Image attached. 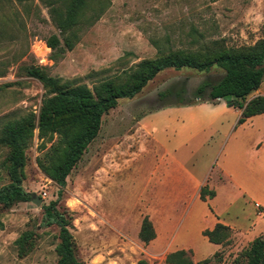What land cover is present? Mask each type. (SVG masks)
Returning a JSON list of instances; mask_svg holds the SVG:
<instances>
[{"label":"rangeland","instance_id":"rangeland-1","mask_svg":"<svg viewBox=\"0 0 264 264\" xmlns=\"http://www.w3.org/2000/svg\"><path fill=\"white\" fill-rule=\"evenodd\" d=\"M105 1L107 7L98 20L76 28L77 40L71 50L63 45L64 36L40 0L31 1L28 15L14 1L1 2L0 19L5 26L0 34V123L29 113L37 115L46 90L27 75L32 66L63 83L92 88L153 58L157 47L163 52L194 51L220 40L225 47L238 49L264 37V0ZM193 29L199 42H190ZM53 35L61 43L56 50L45 43ZM222 76L216 67L207 73L165 70L136 97L119 100L102 117L97 138L67 177L58 204L71 217L70 233L82 264H164L167 250L182 247L193 250L189 256L193 264L206 259L210 260L206 264H245L242 254L253 239L231 232L213 256L215 246L197 227L205 215L214 212L224 222L243 230L260 228L258 237L264 235V146L254 147L255 142L263 143L264 118L238 124L239 114L225 99L218 107L180 104L189 101L202 82L212 84ZM189 111L194 112L193 118L184 113ZM204 121L202 130L188 142H180L181 136L193 135L196 123ZM146 129L156 133L147 136ZM49 146L38 139L35 130L25 151L22 183L32 201L0 209V264L57 261L58 228L42 224V217L43 208L57 200L59 187L37 164ZM6 153L0 148V187L9 183ZM176 170L192 181L187 182L188 189L204 179L210 185L215 182L217 198L202 203L188 193L180 201L167 250L151 252L136 238L145 212L133 204L142 190L149 192L153 187L160 193L158 200H168V180ZM37 199L41 203H33ZM256 203L261 209L255 208ZM260 210L261 218L256 216ZM24 232H31L32 238L18 244Z\"/></svg>","mask_w":264,"mask_h":264},{"label":"trees","instance_id":"trees-1","mask_svg":"<svg viewBox=\"0 0 264 264\" xmlns=\"http://www.w3.org/2000/svg\"><path fill=\"white\" fill-rule=\"evenodd\" d=\"M2 1L0 0V4ZM9 1L22 6L27 15L29 14L32 0ZM40 2L49 8L51 21L64 36L63 45L68 50L73 48L77 40L76 28L98 20L107 7L105 0ZM3 22L0 19V34L5 26ZM194 36L196 37V31L193 29L189 32L190 42H199ZM45 43L51 50H56L61 44L55 35L46 39ZM157 49L153 58L143 59L134 68L123 71L117 77L102 80L92 88L84 84L63 83L46 75L39 67H29L27 75L39 81L46 90L37 115L29 113L0 123V148L7 151L4 168L9 179L8 184L0 187V209H9L17 203L32 201V196L24 191L22 183L26 165L25 151L33 139L34 131L37 130L39 140L50 144L37 164L43 174L59 187L57 200L43 208L42 217V224L58 228L59 243L56 247L55 264H82L76 257L75 243L70 233L71 217L66 216L58 208V204L63 196L67 177L80 162L88 146L97 138L102 117L113 110L119 100L133 99L165 70L179 71L186 68L207 73L216 67L223 71L221 79L212 84L202 82L192 98L180 104H216L218 99H225L228 107L240 111L238 124L264 114V96L247 101L264 80V37L251 46L238 49L225 47L220 40L204 43L194 51L185 49L163 52L159 47ZM206 90L207 95L204 97ZM205 194L212 196V193H207L202 188L200 198L204 199ZM203 235L210 243L224 245L230 238V230L217 224L213 230L204 231ZM138 237L144 243L155 237L153 226L147 217L142 220ZM31 238V232H24L17 243H25ZM189 256L186 251H176L166 256L164 264H193ZM213 256H217V253ZM242 257L245 264H264V235L255 238ZM209 261L206 259L198 264Z\"/></svg>","mask_w":264,"mask_h":264},{"label":"crops","instance_id":"crops-1","mask_svg":"<svg viewBox=\"0 0 264 264\" xmlns=\"http://www.w3.org/2000/svg\"><path fill=\"white\" fill-rule=\"evenodd\" d=\"M257 96H264V80L262 81L260 87L249 96V100L254 98V97H257ZM221 102H222V100L218 99L216 104H210L208 102H205L202 104L203 105L208 104L211 106L218 107V105ZM229 108H234V107H229ZM234 109L240 115V111L236 108H234ZM184 113L192 115V118H193V113H194L193 111L192 112L191 111L184 112ZM256 117L264 118V114L253 116L247 120H252L253 118H256ZM144 119H143V121H144ZM206 123L207 122H205V121H204V123H201V122L196 123L193 135H188L186 133L185 135L180 137V142L181 143L188 142L195 134H197L200 130H202L203 125L204 124L206 125ZM188 125L191 126L190 123H188ZM208 125H212L211 122H209ZM155 133H156L155 129L151 130L150 133H149V130L146 129L147 136L148 135L152 136ZM154 141H155V139H154ZM262 141H263V143L261 141L255 142L254 147L257 149H260L262 146H264V145H262V144H264V137H263ZM156 142H157V139H156ZM153 177H154V170H153L150 178L148 177L146 180L147 186H149L148 184ZM168 181H170V184H171L170 189H169V193H168V200H165V201H162V199L158 200L160 193L157 192L156 188L153 187L149 192H146V189H145V191L143 193V190H142L141 194H139L138 200L133 204L134 209L139 208L141 210H144V212H145L144 215L141 217V219L138 223V226L136 228V238L142 244L148 245V248L151 250V252H158L159 251L158 249H161V248H166V250H167V245L170 242H172V240H173L172 233H173V230L176 226V222L178 220V217L176 218V215L180 209V206H179L180 201H181V199H183V198L185 199L186 197H188V193H190L189 194L190 196H193L194 198H196V200H199L202 203H211L217 198V192L215 191L216 190V183L213 182L210 185V183L207 179H204L202 184H201V182L190 184L192 187L190 189H188L187 182L191 183L192 181L191 180L188 181L184 176H182L179 173V170H176V173L174 175H172L171 177H169ZM144 187H145V185L143 186V188ZM203 187H207L209 193H212V196L205 194V198L201 199L200 198V190ZM254 206L256 209H261V206L258 205L257 203ZM256 216H258L259 218H261L263 216V213L261 212V210L256 213ZM145 217H147L149 219V221L151 222L153 229H154V233H155V237L151 241H149L148 243L142 242L138 237L142 220ZM217 224H221V225L227 227L230 230V233L232 232L234 235H239L242 237L244 236L248 240L249 239L254 240L255 238L258 237V235L260 233V228H258V230H255V231L250 230V229L249 230L248 229L243 230L240 226L231 225L228 222H224L214 212L213 213L211 212L210 215H205L203 217V219H201V222H200V224H198V227H197V228H199L198 232L200 233L201 236L206 238V240L208 241V238L203 235V232L213 230ZM210 244H213V243H210ZM213 245L215 246V249H216L215 253H217L220 250V248L222 246H224V245H216V244H213ZM167 251L168 252L165 255V257H163V260H165V258L168 254L176 252V251H186L190 255H191V253L194 254L193 250L189 247L175 248L174 250H167Z\"/></svg>","mask_w":264,"mask_h":264},{"label":"water","instance_id":"water-1","mask_svg":"<svg viewBox=\"0 0 264 264\" xmlns=\"http://www.w3.org/2000/svg\"><path fill=\"white\" fill-rule=\"evenodd\" d=\"M33 203H41V200L40 199L33 200Z\"/></svg>","mask_w":264,"mask_h":264}]
</instances>
